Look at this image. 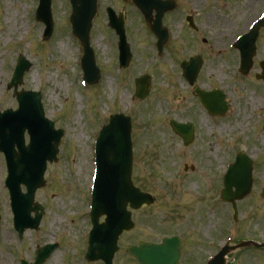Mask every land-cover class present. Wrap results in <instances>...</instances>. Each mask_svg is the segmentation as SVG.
Here are the masks:
<instances>
[{"label":"rangeland","instance_id":"rangeland-1","mask_svg":"<svg viewBox=\"0 0 264 264\" xmlns=\"http://www.w3.org/2000/svg\"><path fill=\"white\" fill-rule=\"evenodd\" d=\"M248 1L225 0L220 7L219 0H202L199 2H207L206 7L194 4L196 10H192L190 0L184 2L185 8L180 7L178 12L182 9L184 12L198 11L200 31L193 32V39L185 31L183 35L181 14L175 12L170 17L168 14L165 18L169 17L172 24L173 40L158 57L156 47L152 45L155 36L143 28V22H137L141 16L135 10L138 16L132 13L131 5L124 4L123 0H100L91 31V44L95 48L102 77L98 84L83 88L79 67L83 52L68 22L70 0H53L54 32L44 42L40 38L45 26L34 21L35 13L32 12L36 0H0V81L4 80L0 85V107L16 108L18 105L8 83L17 56L23 54L33 66L19 89L41 90L46 115L56 122L57 127L65 130L58 160L49 164L46 184L38 192L40 202L50 196L47 202L49 213L43 216L38 230L25 231L21 242L11 231V214L7 205L4 207L0 264H19L17 254L21 249L20 257L24 255L33 260L34 253L30 248H34L37 242L53 241L55 236L61 247L45 264H84L80 260L86 254L83 240L85 242L89 227L86 215L90 205L89 177L95 163V142L103 119L108 120V115L114 111L134 114L133 178L156 197L154 204L134 212L137 225L122 237L117 264H134L128 250L135 241L158 239L172 232L182 233L186 241H191L197 231L205 235L193 264H202L206 257L215 253L216 243L220 246L227 239L225 229L229 230L231 226L227 225L231 223L239 238L249 235L259 239L264 237V199L254 200L258 201L254 195L260 186H264V81L256 79V73L261 71L259 61L264 59V27L257 41L254 65L248 75H242L238 70V51L227 50L237 33L247 29V24L264 8V0H260L262 4L256 10H248L243 7ZM108 4L117 10H128L133 58L128 67L121 69L116 59L115 32L105 25L104 8ZM181 35H186V38ZM203 37L207 41L199 43ZM219 46L226 48L223 53L216 50ZM198 51L205 55L206 61L196 85L206 89L222 88L230 95L231 108L223 118L208 116L181 74V62ZM146 72L152 75V90L146 99L140 100L134 95L133 79ZM251 96L256 99L252 104L249 102ZM172 117L196 123L194 145L185 148L181 139L172 133L169 125ZM241 149H245L258 163L254 170L256 187L253 195L250 194L239 206V223H233L230 204L215 199L218 195L215 183L219 181L224 163L233 160ZM4 163L0 155V184L5 174ZM185 165L189 167L187 170ZM193 165L194 171L191 170ZM53 194H56L54 202ZM1 196L6 197L4 193ZM206 205L211 207L210 211ZM169 217L179 223L178 227L175 226L178 229L168 226ZM201 244L203 250H200ZM228 258V264H264V250L250 253L249 249H243ZM189 263V257L184 255L183 264Z\"/></svg>","mask_w":264,"mask_h":264},{"label":"water","instance_id":"water-1","mask_svg":"<svg viewBox=\"0 0 264 264\" xmlns=\"http://www.w3.org/2000/svg\"><path fill=\"white\" fill-rule=\"evenodd\" d=\"M45 5L43 10L46 14L43 17H49V3L50 0H44ZM74 6V12L72 15V23L75 34L80 37L86 48V58L93 64L92 50L89 49L90 42V29L92 25V8L95 4V0H72ZM162 31H158L161 34ZM258 32V29H257ZM258 34V33H257ZM250 38L247 37V39ZM254 40V38H253ZM167 41V37H161V44ZM255 42V41H254ZM254 43L252 42V45ZM255 53V44L252 47V55ZM251 56V55H250ZM249 57V55H247ZM202 64L201 57H194L189 62H184L183 67L185 69V75L193 81ZM252 65V56L244 62V72L247 73ZM264 65V62H263ZM91 71L96 73L92 67ZM22 81V78L18 80V83ZM138 89L137 94L144 97L150 86L149 77H142L137 79ZM23 93H18L19 100H21V108L17 112H7L3 118L1 125L3 130L1 131L4 137L11 135L13 127L16 134L17 130L23 131V124L25 121L28 122V128L32 133V143L30 149L22 147L23 152L17 158V164L13 157L10 159L14 161L16 168L14 171L15 176L17 173H25L27 179L30 181L39 179L45 169V160L43 158L49 153V150H53V155L58 152V144L60 134L58 132L51 133V129H45L46 120L43 118L44 112L42 104L35 99L33 95L23 96ZM29 98V99H28ZM203 100L214 111L223 113L224 101L219 97L217 93L203 95ZM117 121V120H115ZM10 123V124H7ZM7 124V126H6ZM174 129L183 135L188 142L191 140L192 126L189 124H180L172 121ZM49 126V124H46ZM118 126V125H117ZM53 141V143H52ZM52 143V144H51ZM51 147V148H50ZM103 147H106L104 151L109 152L106 159H102L101 162V173L97 183V194L98 201L101 204L102 212H108L112 217L122 216L123 211L127 206V201H131L133 206H139L143 201L151 202V199L146 195H136L139 193L138 189L133 188L131 181V152L130 145L128 143L123 144L115 134H110L103 141ZM44 148L47 151H44ZM42 149V150H41ZM6 153L8 155L17 156L13 148L6 147ZM41 150V151H40ZM39 156L37 157L38 152ZM53 159V158H51ZM230 186L233 182L230 181ZM122 202V203H121ZM123 209V210H122ZM123 226V225H122ZM132 223H129L125 228H130ZM116 238V234H114ZM169 243L164 245L155 244H144L140 248L136 246L131 249L132 254L139 255V259L142 260L143 264H176L178 254L176 251L168 252L167 250ZM139 252H141L139 254ZM214 264H223L222 259L219 258Z\"/></svg>","mask_w":264,"mask_h":264},{"label":"bare ground","instance_id":"bare-ground-1","mask_svg":"<svg viewBox=\"0 0 264 264\" xmlns=\"http://www.w3.org/2000/svg\"><path fill=\"white\" fill-rule=\"evenodd\" d=\"M196 1H199V0H196ZM260 4H262V2H260V0H257V1H256V0H255V1H254V0H249V1L247 2V4H244V5H243V7H245V8L248 9V10H249L250 8H253V9L256 10V9H257V6L260 5ZM21 25L24 26L23 23H21ZM247 25H248V24H247ZM22 26H21V27H22ZM216 41H219V40H216ZM219 47H220V46H219ZM222 48H223V47H221L220 50H222ZM3 83H4V80L2 79V80L0 81V85H2ZM249 100H250L249 102L252 104V102H255L256 99H255L253 96H251ZM249 102L246 101V104H249ZM259 104H260V103H259ZM5 264H7V262H6Z\"/></svg>","mask_w":264,"mask_h":264}]
</instances>
